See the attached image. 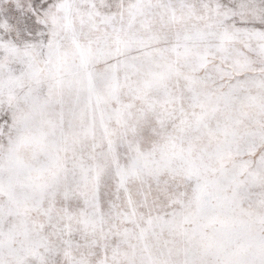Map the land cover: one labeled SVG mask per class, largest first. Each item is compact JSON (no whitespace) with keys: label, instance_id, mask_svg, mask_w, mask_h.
<instances>
[{"label":"snow or ice","instance_id":"snow-or-ice-1","mask_svg":"<svg viewBox=\"0 0 264 264\" xmlns=\"http://www.w3.org/2000/svg\"><path fill=\"white\" fill-rule=\"evenodd\" d=\"M0 264H264V0H0Z\"/></svg>","mask_w":264,"mask_h":264}]
</instances>
